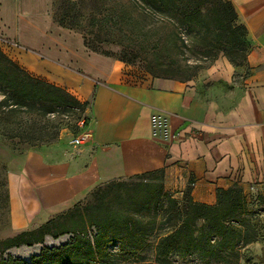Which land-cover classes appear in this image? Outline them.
<instances>
[{"label":"crops","instance_id":"1","mask_svg":"<svg viewBox=\"0 0 264 264\" xmlns=\"http://www.w3.org/2000/svg\"><path fill=\"white\" fill-rule=\"evenodd\" d=\"M227 1L247 31L246 62L220 61L209 79L191 82L91 51L54 23L52 0H0L7 57L83 106L84 126L27 155L25 176L44 205L159 172L168 192L189 190L198 204L216 205L218 192L234 187L246 200L264 197V0ZM83 132L89 138L73 147Z\"/></svg>","mask_w":264,"mask_h":264},{"label":"rangeland","instance_id":"2","mask_svg":"<svg viewBox=\"0 0 264 264\" xmlns=\"http://www.w3.org/2000/svg\"><path fill=\"white\" fill-rule=\"evenodd\" d=\"M73 2L74 7L69 4ZM128 10L133 16L142 11L136 6H130ZM51 14L55 24H58L56 18H63L66 23L73 18V31L97 48L99 53L115 58L126 54L132 66L154 76L195 82L209 79L208 73L220 61L225 60L232 65L226 54L221 52L227 47L220 43L216 33L200 30L203 47H194L188 43L187 35L179 26L170 25L161 34L167 41L166 45L153 55L152 51H143L130 44L118 32L109 31L105 25L89 26L91 16L99 21L105 17V8L99 0H52ZM152 21L159 24L156 18L148 19V22ZM176 34H179L180 40ZM0 49L7 56L8 51L1 40ZM10 94L5 87L0 88V242L22 232L37 230L51 220L55 221L58 231L67 230V233L58 237L48 235L41 244L32 247L9 249L0 255L1 262L12 258L29 264L44 249L52 251L70 245L76 235L92 242L96 234V228L90 225L92 214L102 216L101 210H110L136 218L141 224V231L146 232L145 244L139 252L132 254L123 250L120 242L109 243L105 248L109 256L96 254L95 264H264V202L260 199L247 200L248 211L227 221V224L240 230L242 237L230 249L222 250L220 257L216 258L181 252L156 256L158 240L179 224L177 214L183 211V197L166 190L160 173L142 179L116 180L114 182H123L127 188L111 190L106 196L100 197L111 182L92 187L59 207L44 205L38 189L25 176L27 155L53 148L50 145L59 142L61 137L67 139L81 114L73 109L47 113V105L39 103L14 107ZM53 134L57 136L54 141ZM173 200L176 203H172ZM85 207L96 209L86 213L82 211ZM81 255L80 250L69 253L65 264H77ZM54 260L50 254L46 264H55Z\"/></svg>","mask_w":264,"mask_h":264},{"label":"trees","instance_id":"3","mask_svg":"<svg viewBox=\"0 0 264 264\" xmlns=\"http://www.w3.org/2000/svg\"><path fill=\"white\" fill-rule=\"evenodd\" d=\"M99 2L105 8V17L99 21L95 16H91L88 25L91 24L92 27L105 25L109 31L118 32L122 38L143 51H152L155 55L159 49L161 50L167 43L161 36L162 32L175 24L185 32L186 40L191 46L203 47L200 42V30L216 33L220 43L227 47L222 48L224 50L221 52L226 54L234 67H242L246 62L247 31L244 26L237 24L235 10L227 0H99ZM69 4L75 6L74 2ZM130 6L141 8V13L133 16L128 10ZM149 18H156L159 24L154 21L148 22ZM70 19V22L66 23L63 18H56L57 25L73 31L75 24L72 22L73 18ZM176 35L179 38V34ZM171 36L174 37L175 34ZM84 45L95 53L109 56L99 53L97 48L87 41H84ZM115 59L131 65L126 54ZM3 87L11 93L14 107L39 103L47 105L45 109L47 113L58 112V109L64 112L73 109L81 114L83 110V106L63 90L30 77L0 49V88ZM80 117L77 125L82 121L84 126L85 118ZM52 137L54 141L57 136L53 134ZM155 174L157 173L132 178L142 179ZM125 188L127 186L123 182H111L104 188L100 197L106 196L111 190ZM258 199L264 202V197ZM172 203L176 202L173 200ZM95 209L85 207L82 211L94 212ZM247 211L248 202L236 187L218 192L216 205L213 206L194 203L187 190L183 197V211L177 214L179 224L158 240L155 247L156 256L165 257L170 253L181 252L185 255L199 253L200 256L208 258L220 257L222 250L230 249L242 237L240 230L227 224V221L238 218ZM100 213L103 215L93 213L91 216L93 220L90 225L96 228L92 242L81 239L78 235L73 236L70 245L52 251L44 249L29 264H46L50 254L54 257L55 264H65L67 255L78 250L82 253L78 263L95 264V255L101 256L105 253L104 257H108L105 248L114 242H120L123 250L132 254L142 249L146 232L141 231V224L136 218L118 211L101 210ZM66 233L67 230L58 231L55 221L51 220L37 230L22 232L0 242V255L12 248L41 244L48 235L58 237ZM0 264L27 263L9 258L5 262L0 260Z\"/></svg>","mask_w":264,"mask_h":264},{"label":"built area","instance_id":"4","mask_svg":"<svg viewBox=\"0 0 264 264\" xmlns=\"http://www.w3.org/2000/svg\"><path fill=\"white\" fill-rule=\"evenodd\" d=\"M78 125L82 127V126H83V122L80 121V122L78 123ZM88 138H89V133L83 132V133H80V134L74 136V137L72 138V140H71L70 143H71V145H72L73 147H80V146L83 145V143H84Z\"/></svg>","mask_w":264,"mask_h":264}]
</instances>
